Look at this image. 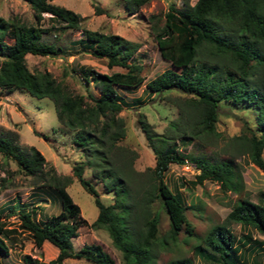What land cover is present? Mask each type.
<instances>
[{"label": "trees", "instance_id": "trees-1", "mask_svg": "<svg viewBox=\"0 0 264 264\" xmlns=\"http://www.w3.org/2000/svg\"><path fill=\"white\" fill-rule=\"evenodd\" d=\"M33 9L37 25H26L17 20L0 17V90L22 89L37 98L54 101L60 124L73 132V142L84 156V161L73 165L72 172L81 186L94 196L98 207L95 228L108 231L111 241L121 254L124 264H152L156 246L177 242L184 230L193 236L194 230L186 215L187 206L182 197L165 181L170 164H184L186 160L199 170L195 180L188 184L213 181L222 191L239 192L241 174L235 169L234 159L194 157L182 153L179 146L194 141L212 144L217 140L216 123L220 104L233 108H250L255 113L254 128L231 137L226 143L237 154H247L251 162L264 171V0H196L184 1L181 7L169 6L165 23L154 30V38L163 59L171 68L147 82L145 90L165 92L176 90L190 95L178 107L177 120L168 125V131L153 130L143 115L138 123L155 156V164L144 173L133 169L135 153L116 145L124 137L123 120L117 115L129 105L118 88L130 90L139 87L141 75L135 54L140 45L117 34H105L83 29L76 42L84 51L97 58H105L107 66H121L125 71L100 73L80 66L85 83L92 82L99 95L72 94L48 71L33 73L26 64L27 54L63 56L65 49L44 39L48 28L39 25L44 13L50 14L51 28L80 29V14L52 0H26ZM130 14L136 13L147 0H120ZM94 10L100 9L95 6ZM57 24L58 26H56ZM137 102L141 103V100ZM45 136V135H44ZM0 153L12 159L31 176L45 173L57 194L61 209L56 214L37 219L33 209L19 201L6 205L0 211V264L9 255L8 229L1 217L11 216L16 209L19 225L26 230L36 247L48 242L57 249L48 264H64L67 258L85 259L92 264H116L111 255L98 243H84L78 249L73 239L78 228L86 224L80 208L66 188L71 179L60 178L53 167L45 172V158L34 146L23 151L8 136H0ZM91 168L113 201L104 204L93 184L83 176L85 167ZM139 175V177H138ZM0 177V190L5 188ZM158 199L170 221L169 233L159 238V213L151 208ZM17 203V204H16ZM253 228L264 235V191L257 202L248 197L236 200L224 223L212 226L198 238L194 246L198 257L208 264H259L249 262L248 255L258 248L249 233L236 239L230 225ZM22 264H41L29 255ZM169 264H194L190 258L174 259Z\"/></svg>", "mask_w": 264, "mask_h": 264}, {"label": "rangeland", "instance_id": "rangeland-1", "mask_svg": "<svg viewBox=\"0 0 264 264\" xmlns=\"http://www.w3.org/2000/svg\"><path fill=\"white\" fill-rule=\"evenodd\" d=\"M184 1L194 4L196 0H147L136 13L130 14L120 0H52L53 4L80 14L82 17L80 29H53L50 14L44 13L43 20L39 23L41 27L49 29L44 33V39L61 46L65 49V54L25 56L31 72L46 70L72 94L86 96L92 93L97 96L98 89L91 81L85 83L79 67L87 66L97 72L108 74L125 71V68L121 66L109 68L105 58H97L84 51L76 42L82 37L83 29L117 34L140 45L134 59L142 67L141 75L145 79L135 89L118 88L119 94L129 105L124 106L117 115L123 120L125 135L116 142V145L135 153L133 169L136 173H144L155 164L154 153L138 123L139 115L145 117L154 131L167 132L169 123L179 117L178 103L191 97L176 90L150 93L145 90L147 82L171 68V63L160 55L154 30L164 25L165 13L172 3L176 7H181ZM95 6L100 9L99 12L94 10ZM0 17L17 20L26 25H37L33 9L26 0H0ZM1 61L0 58V64ZM138 100L142 102L139 103ZM254 122L255 113L252 109L220 104L216 123L217 140L212 144L194 141L186 146H179L182 153L194 157L206 156L212 160L234 159L233 163L241 174L243 186L239 192H232L222 191L217 183L209 180L196 185L188 184L195 180L199 172L196 166L187 160L184 164H170L164 175L165 181L182 197L187 206V219L195 235L189 236L182 230L177 242H171L164 247L156 246L152 264H169L174 259L184 257L192 259L194 264H208L198 257L193 249L199 242L198 238L203 237L212 226L224 223L237 199L248 197L254 202L259 200L260 193L264 191V171L255 166L247 154H237L226 144L231 137L249 132L246 129L254 128ZM0 136H8L25 152L34 146L45 158L43 167L45 172L50 173L49 169L53 167L60 180L71 179L72 183L66 190L79 206L80 215L86 221V224L78 228V236L73 239L74 249H78L84 243H98L111 255L116 264H124L122 254L114 247L108 231L102 227L91 226L97 218L98 207L94 202V196L81 186L72 172V166L84 161V156L73 142V132L59 123L54 101L47 97L37 98L22 89L0 90ZM46 175L45 173L42 177L26 175L12 159L0 153V177L6 180L5 188L0 190V211L6 205L19 201L22 206L27 205L26 210L33 209L37 219L58 213L61 209L60 201L53 187L48 185L49 178ZM83 176L93 184L104 204L112 203V192L106 191L102 181L93 175L91 168L86 166ZM151 208L159 213L158 237L167 236L170 228L167 213L158 199L152 202ZM17 211L16 209L11 216L1 217L4 225L12 229L7 238L9 255L3 258V262L22 264L23 256L29 255L41 264H48L55 258L57 249L48 242H44L39 248L36 247L30 234L21 229ZM3 212L8 211L4 208ZM230 228L237 240L249 233L253 241L259 242L255 244L258 250L248 255V261L264 264V235L253 228L241 227L236 223H232ZM64 264L92 263L85 259L67 258Z\"/></svg>", "mask_w": 264, "mask_h": 264}]
</instances>
